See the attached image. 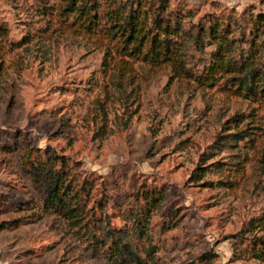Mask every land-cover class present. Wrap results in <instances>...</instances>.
Segmentation results:
<instances>
[{
    "label": "rangeland",
    "instance_id": "obj_1",
    "mask_svg": "<svg viewBox=\"0 0 264 264\" xmlns=\"http://www.w3.org/2000/svg\"><path fill=\"white\" fill-rule=\"evenodd\" d=\"M65 3L0 0V222L19 219L0 228V264H118L105 212L144 257L151 240L132 228L130 211L140 183L164 186L177 208L166 234L178 246L158 251L165 262L208 254L200 264H264V89L242 90L234 73L199 81L131 59L134 69L116 80L117 39L89 31ZM258 11L264 0H166L165 9L179 23L227 24L232 59L248 49L245 58L263 70L264 34L256 38L251 22ZM185 43L187 65L199 69L215 48L212 38ZM54 152L74 160L94 194L108 195L86 228L44 211L47 182L23 164L25 154L41 164ZM166 208L153 210L148 229Z\"/></svg>",
    "mask_w": 264,
    "mask_h": 264
},
{
    "label": "trees",
    "instance_id": "obj_2",
    "mask_svg": "<svg viewBox=\"0 0 264 264\" xmlns=\"http://www.w3.org/2000/svg\"><path fill=\"white\" fill-rule=\"evenodd\" d=\"M77 1L66 0L62 9L77 11V14L85 19L82 24L89 31L99 26L117 39L114 52L119 55V61L122 63L118 61L117 68L110 69L116 80L130 74L134 69L133 63L129 61L131 59L157 65L168 64L175 76H193L199 81H212L221 73H234L242 90L253 93L258 86L261 90L264 89V69L254 68L252 61L245 58L248 49L241 53L244 59L240 62L232 59L235 45L232 38L228 37L231 29L227 24L215 23L206 29L200 24L179 23L173 13L165 12L166 0H88L89 3L84 4L85 7L81 2L76 5ZM100 4H105V9L100 10ZM251 22L256 38L264 34V12L258 11ZM191 37L195 42L212 38L215 43L210 58L204 61L200 69L198 63L187 65L189 57L185 49V39ZM242 39L245 40V37ZM42 160V163L38 164L28 154L23 156V164L30 165L33 179L47 182L42 196L44 211L49 210L62 216L72 228L88 227L87 217L94 211L93 204L102 205L107 200L105 190L96 188L94 194L96 186L91 179L87 176L80 177L74 171V160L68 159L64 153H48ZM132 198V228L140 236L147 237L149 234L151 240L147 243L146 254L144 257L140 255L131 241L110 223L109 214L105 212L103 232L110 238V255L118 264L129 261L133 264H172L165 262L163 255L158 254L159 250H165L167 253L178 246L176 240L166 234L178 220L177 208L168 207L167 189L162 185L140 183L133 191ZM165 205L167 208L161 219L154 227L151 226V230L150 225L148 229L147 218L153 210ZM18 222L19 219L2 220L0 228L18 225ZM92 236H95V233ZM258 243L263 246L264 240L260 239ZM207 256L208 254H202L193 264H200ZM189 262L185 264H190Z\"/></svg>",
    "mask_w": 264,
    "mask_h": 264
}]
</instances>
